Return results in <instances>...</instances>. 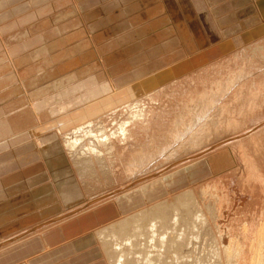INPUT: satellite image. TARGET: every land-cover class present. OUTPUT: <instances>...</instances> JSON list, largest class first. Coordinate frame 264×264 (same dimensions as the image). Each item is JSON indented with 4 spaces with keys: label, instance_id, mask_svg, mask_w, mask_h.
<instances>
[{
    "label": "crops",
    "instance_id": "obj_1",
    "mask_svg": "<svg viewBox=\"0 0 264 264\" xmlns=\"http://www.w3.org/2000/svg\"><path fill=\"white\" fill-rule=\"evenodd\" d=\"M187 1L193 12L184 0H0V90L15 92L19 79L52 67L62 41L71 54L87 51L86 29L113 82L125 84L235 34L255 13L250 0H206L213 15L205 0ZM52 142L44 153L31 142L0 153V264H109L95 231L122 204L74 208L84 196Z\"/></svg>",
    "mask_w": 264,
    "mask_h": 264
},
{
    "label": "bare ground",
    "instance_id": "obj_2",
    "mask_svg": "<svg viewBox=\"0 0 264 264\" xmlns=\"http://www.w3.org/2000/svg\"><path fill=\"white\" fill-rule=\"evenodd\" d=\"M257 5L264 12V2L259 1ZM198 43L197 40L194 46H198ZM98 44L96 39V52ZM201 49L124 85L116 84L109 78L106 73L108 65L99 56L103 77L97 82L82 81L87 72L83 68L61 79H50L51 73L43 76L47 81L54 80L52 82L63 93L57 91L56 97L49 101L45 89L48 84L44 83V89L36 88L39 93L37 97L30 94L8 103L7 109L16 113L7 120L9 127H0V139L6 137L0 141V153L27 142V131L19 134L13 132L30 124L34 118L36 121L46 118L54 119L46 122V125L57 129L59 147L73 160L74 165L79 163L77 167L94 157L97 162L105 163L109 151L126 147H133L127 155L128 161L152 159L155 152L160 151L151 149L154 132L157 136H167L170 130L177 135L185 131L186 126L193 123L190 106L195 104L197 108L205 105V108L212 109L221 103L232 105L238 102L244 87L239 80L247 78L244 69H247L254 90L264 87V24L238 36L222 38L218 43ZM220 53L226 55L223 63L219 60L223 56L220 57ZM212 57L217 59L213 60ZM72 80L79 83L71 87ZM4 111L1 110V113ZM31 116L34 118L30 120ZM195 131L199 133L200 129L196 128ZM35 143L43 153L49 147L54 150L53 142L47 138H38ZM166 176L163 174L135 191L144 193L147 186H153L158 181L167 186ZM195 195V188L189 187L97 229L95 236L109 264H193L196 255H199V252L196 254V244L206 237L204 232L209 226L204 211L194 200ZM123 196L127 195L124 193ZM188 245L191 246L190 250H187Z\"/></svg>",
    "mask_w": 264,
    "mask_h": 264
},
{
    "label": "rangeland",
    "instance_id": "obj_3",
    "mask_svg": "<svg viewBox=\"0 0 264 264\" xmlns=\"http://www.w3.org/2000/svg\"><path fill=\"white\" fill-rule=\"evenodd\" d=\"M259 1L264 2V0H250V6L255 13L243 23L241 22L240 31L224 39L238 36L259 24H264V12L257 5ZM189 4L187 0H184L185 8L193 12ZM205 4L213 15V6L209 5L206 0ZM219 10H223V6H220ZM78 18L83 22L85 30L89 23L87 15L78 12ZM216 28L220 29L217 25ZM174 29L178 31L176 27ZM83 37L90 44L87 51L71 54L69 48L64 46L65 42L62 41L64 44L57 46L58 48L52 53L51 59L55 61L52 67L33 72L26 78L19 79L17 84L19 89L11 95L8 94L12 93L9 88L0 90V96H2V98L0 97L1 128L9 127L6 122L16 113L15 110L9 111L7 109L8 103L15 101L17 97L20 99L26 95L39 94L37 87L42 90L41 87L43 88L44 85L48 84L44 88L47 89V99L50 101L51 98L56 97L58 92H61L56 87L57 84L52 81L61 79L69 73L70 75L76 73L77 69L83 68L87 71L82 81L92 83L102 79V69L96 55V39L93 33L90 34L87 29ZM209 45L207 44L202 49ZM49 47L50 45H47L44 49L49 50ZM186 54H190V52H186L184 56ZM92 55L94 57H91ZM219 56H222L219 60L223 63L222 60L226 55L220 53ZM212 59L217 58L212 57ZM244 72L247 78L242 77L239 80L240 85L242 84L244 87L238 102L232 105L221 103L212 109L208 108L209 110L204 107L205 105L196 108L194 104L192 107L190 106L191 112L193 111V123L192 125L190 123L191 127L190 125L186 126V128L190 127L189 129L185 128V131H180L179 136L170 130L166 134L170 138L165 135L157 136L154 132L151 149L160 151H156V155H153L152 159L150 157L149 160L128 161L127 155L129 151L133 150V147H126L109 151L105 163L97 162L95 157H92V160L83 161L81 167H77L79 163L77 166L74 165L73 160L68 158L64 152L84 196L83 202L76 204L74 208L77 205L79 208L82 205L91 206V208L99 207L108 203L116 204L120 200L122 212L113 218L116 220L123 215H130L147 205L178 194L189 187H194L196 194L194 200L204 211L209 226L204 232L206 237H202L201 244H196V254L199 252V255H196L197 258L193 264H264V87H260V90H254L252 80L248 78L247 69H244ZM106 73L109 78L115 79V74L111 73L108 67ZM48 74L50 79L54 80L47 81V79L42 78ZM78 80H72L73 84L70 82V86H75L79 83ZM36 100L39 101L37 98ZM223 105L226 106V109ZM3 109L5 111L2 114L1 110ZM32 118L34 117L31 116L30 120ZM45 119L40 118L36 121L34 118L30 124L21 126L13 134L27 131L28 139L25 143L31 142L37 148L39 147L35 142L38 138H47L51 142L53 140L59 141L57 129L46 125V122L54 119ZM196 128L200 129L199 133L195 131ZM5 138L3 137L0 141ZM163 174H167L165 182L167 186L158 181L156 182L157 185L155 183L153 186H147L146 189L148 190L144 194L141 191H135L137 187L152 183ZM124 193L127 196H123ZM81 210L83 209L78 211ZM69 216H63V219ZM113 219L111 221H114ZM188 246L187 250H190L191 246Z\"/></svg>",
    "mask_w": 264,
    "mask_h": 264
}]
</instances>
